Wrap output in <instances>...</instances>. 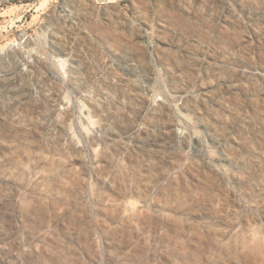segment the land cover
Listing matches in <instances>:
<instances>
[{
	"label": "rangeland",
	"instance_id": "obj_1",
	"mask_svg": "<svg viewBox=\"0 0 264 264\" xmlns=\"http://www.w3.org/2000/svg\"><path fill=\"white\" fill-rule=\"evenodd\" d=\"M0 264H264V0H0Z\"/></svg>",
	"mask_w": 264,
	"mask_h": 264
}]
</instances>
